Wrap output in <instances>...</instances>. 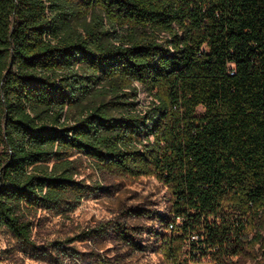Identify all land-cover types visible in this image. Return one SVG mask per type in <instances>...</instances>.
<instances>
[{"label": "trees", "instance_id": "1", "mask_svg": "<svg viewBox=\"0 0 264 264\" xmlns=\"http://www.w3.org/2000/svg\"><path fill=\"white\" fill-rule=\"evenodd\" d=\"M75 153L165 187L164 264H264V0H0V227L27 247L34 210L103 188Z\"/></svg>", "mask_w": 264, "mask_h": 264}, {"label": "rangeland", "instance_id": "2", "mask_svg": "<svg viewBox=\"0 0 264 264\" xmlns=\"http://www.w3.org/2000/svg\"><path fill=\"white\" fill-rule=\"evenodd\" d=\"M133 85L137 106L146 105L151 99L147 89ZM197 110L203 112L201 107ZM71 158L77 159L78 178L103 188L84 196L72 211L34 210L29 216L34 248L0 227V264H164L158 237L165 230L160 216L169 209L165 187L154 176L117 175L97 170L84 155ZM261 215L254 224L258 222L256 229L264 234ZM83 231H88L83 238L67 241ZM259 257L258 245L252 252L243 246L237 254L225 255L220 264H255Z\"/></svg>", "mask_w": 264, "mask_h": 264}, {"label": "built area", "instance_id": "3", "mask_svg": "<svg viewBox=\"0 0 264 264\" xmlns=\"http://www.w3.org/2000/svg\"><path fill=\"white\" fill-rule=\"evenodd\" d=\"M173 228V225L172 224H169L168 225V228H167V231L168 232H170V230ZM191 239H194V240H197V239H199V236L198 235H192L191 236ZM206 261H209V259L208 258H206V259H204V258H199L198 256H197V258H195L193 261H191V263L190 264H204ZM209 262H211V261H209Z\"/></svg>", "mask_w": 264, "mask_h": 264}, {"label": "water", "instance_id": "4", "mask_svg": "<svg viewBox=\"0 0 264 264\" xmlns=\"http://www.w3.org/2000/svg\"><path fill=\"white\" fill-rule=\"evenodd\" d=\"M4 79V77L2 78V80Z\"/></svg>", "mask_w": 264, "mask_h": 264}]
</instances>
